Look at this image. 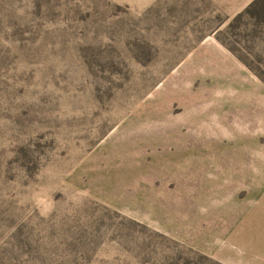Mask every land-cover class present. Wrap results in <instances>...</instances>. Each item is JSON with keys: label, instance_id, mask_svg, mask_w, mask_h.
<instances>
[{"label": "rangeland", "instance_id": "rangeland-1", "mask_svg": "<svg viewBox=\"0 0 264 264\" xmlns=\"http://www.w3.org/2000/svg\"><path fill=\"white\" fill-rule=\"evenodd\" d=\"M0 264H264V0H0Z\"/></svg>", "mask_w": 264, "mask_h": 264}]
</instances>
